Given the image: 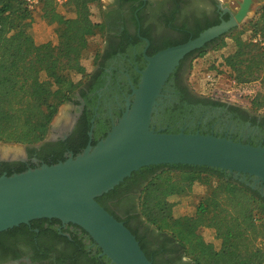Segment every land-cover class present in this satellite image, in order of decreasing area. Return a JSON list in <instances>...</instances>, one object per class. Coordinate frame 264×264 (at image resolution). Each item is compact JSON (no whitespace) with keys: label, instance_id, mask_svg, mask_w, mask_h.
Instances as JSON below:
<instances>
[{"label":"trees","instance_id":"16d2710c","mask_svg":"<svg viewBox=\"0 0 264 264\" xmlns=\"http://www.w3.org/2000/svg\"><path fill=\"white\" fill-rule=\"evenodd\" d=\"M99 1L67 0L64 7L71 10L74 15L71 17L58 12L54 0H42L43 8L51 9V22L57 25V44L52 45L35 43L29 32L33 16L26 9L25 0H0L1 144L37 146L45 140L59 107L71 99L81 83L75 82L73 76L85 74L81 61L88 50L89 37L104 32L103 23L91 20L90 7ZM247 25L239 32L233 29L229 36L233 52L223 60L229 78L239 85L257 81L264 74V8ZM204 29L196 32L194 38ZM246 32L248 37H244ZM257 37L260 41L254 43ZM197 102L221 105L209 98ZM249 108L264 113V92L251 100ZM48 148L47 145L39 150L30 149L28 153L36 154L48 166L65 161L62 151ZM80 152L75 151V156ZM27 169L23 163H3L0 176ZM138 176L144 181L138 197L139 219L172 241L188 264H264V197L258 191L219 169L157 165L133 172L97 197L96 202L103 207L107 197ZM195 184L207 186L208 191L200 198L194 213L174 216L175 205L170 198L189 195ZM120 222L135 236L145 256L156 264L152 258L156 254L146 251L142 237L130 227V222ZM24 227L27 228L19 226ZM205 229L213 233L212 239L218 245L204 237Z\"/></svg>","mask_w":264,"mask_h":264},{"label":"flooded vegetation","instance_id":"af4514ba","mask_svg":"<svg viewBox=\"0 0 264 264\" xmlns=\"http://www.w3.org/2000/svg\"><path fill=\"white\" fill-rule=\"evenodd\" d=\"M234 13L218 0H111L102 9L101 23L105 27L93 68L71 99L59 107L45 140L37 146H24L22 153H10L8 158H2L0 150V164L19 162L28 169L37 168L46 162L36 154L30 156V149L48 145L49 150L62 151L67 160L75 156V151L82 152L96 144L125 111L126 99L132 101L130 96L138 88L149 59L195 39L194 34L209 24L211 28L229 21ZM232 31L179 60L160 89L151 129L168 134L212 135L264 146V113L214 99L211 100L221 105L198 103L204 97L198 96L188 83L194 57L216 46ZM142 185L141 176L130 180L107 197L103 207L119 221L130 222V227L142 237L146 251L156 254L152 256L156 264H188L172 241L139 219ZM261 187L256 191L260 193ZM24 225L26 229L19 225L0 232V264H110L90 236L76 225L56 219H38Z\"/></svg>","mask_w":264,"mask_h":264},{"label":"water","instance_id":"95a60500","mask_svg":"<svg viewBox=\"0 0 264 264\" xmlns=\"http://www.w3.org/2000/svg\"><path fill=\"white\" fill-rule=\"evenodd\" d=\"M253 1L241 0L229 21L149 59L132 101L126 99L125 111L94 146L55 165L0 176V232L33 220L56 219L82 229L110 264H152L135 236L96 202L97 197L133 172L157 165L219 169L252 190L263 187L264 146L198 133H158L150 127L160 89L179 60L235 29L250 14Z\"/></svg>","mask_w":264,"mask_h":264},{"label":"rangeland","instance_id":"374dc122","mask_svg":"<svg viewBox=\"0 0 264 264\" xmlns=\"http://www.w3.org/2000/svg\"><path fill=\"white\" fill-rule=\"evenodd\" d=\"M220 4L230 7L234 12L238 9V3L241 0H218ZM111 0H100L98 4L90 7L91 20L98 24L102 22V9L107 7ZM56 4V3H55ZM58 12L62 11L59 5H55ZM264 8V0H254L250 9L248 17L238 25L234 30L239 32L242 28H246L248 22ZM51 9H44L42 13L38 12L32 14L33 20L29 26V32L37 44L50 42L52 45L57 44L56 27L57 25L51 22ZM40 13V14H39ZM35 16V18H34ZM233 31V32H234ZM231 32L223 36L217 46L208 48L202 55L194 57L190 72L188 74V83L191 89L200 97L219 100L224 103L238 105L244 108H249L251 100L258 97L264 92V74H261L259 80L249 84L239 85L234 83L229 78V71L223 67L224 57L233 52V43L229 38ZM103 35V34H102ZM102 35L96 34L89 37L88 50L82 57V65L85 68V74H88L93 68L95 56L102 44ZM246 32L244 37H248ZM82 75H74L75 82H80L84 79ZM61 108V107H60ZM59 108V109H60ZM59 114V113H58ZM61 114V110H60ZM57 116H55L51 123H55ZM1 144V143H0ZM1 154L8 151V153H22L23 145L17 144H1ZM208 187L195 184L192 192L185 197L170 198V202L174 203V216H190L195 211V206L200 198L207 193ZM207 240L213 241L215 245L218 242L212 239L213 233L210 230L202 231Z\"/></svg>","mask_w":264,"mask_h":264},{"label":"built area","instance_id":"2783aa9c","mask_svg":"<svg viewBox=\"0 0 264 264\" xmlns=\"http://www.w3.org/2000/svg\"><path fill=\"white\" fill-rule=\"evenodd\" d=\"M66 1L67 0H54V2L62 8V12H64V14L73 17L74 15L71 13V10L65 9V7H64ZM25 4H26V9L31 14H34L41 9L42 0H25ZM259 41H260V39L258 37L253 40L254 43L259 42Z\"/></svg>","mask_w":264,"mask_h":264},{"label":"crops","instance_id":"0c3cea01","mask_svg":"<svg viewBox=\"0 0 264 264\" xmlns=\"http://www.w3.org/2000/svg\"><path fill=\"white\" fill-rule=\"evenodd\" d=\"M43 10H44V8H43V4H42L41 9H40V11H41L40 13H42ZM40 13H39V14H40ZM61 13H64V12L61 11ZM34 18H35V16H34Z\"/></svg>","mask_w":264,"mask_h":264},{"label":"bare ground","instance_id":"6f19581e","mask_svg":"<svg viewBox=\"0 0 264 264\" xmlns=\"http://www.w3.org/2000/svg\"><path fill=\"white\" fill-rule=\"evenodd\" d=\"M8 152V151H7Z\"/></svg>","mask_w":264,"mask_h":264}]
</instances>
